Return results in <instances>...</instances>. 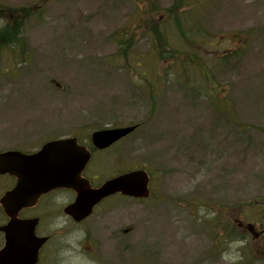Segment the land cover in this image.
I'll list each match as a JSON object with an SVG mask.
<instances>
[{"label":"rangeland","instance_id":"374dc122","mask_svg":"<svg viewBox=\"0 0 264 264\" xmlns=\"http://www.w3.org/2000/svg\"><path fill=\"white\" fill-rule=\"evenodd\" d=\"M173 4L48 0L23 31L30 58L0 74V152H33L69 137L86 146L93 131L142 123L109 152L95 153L86 172L98 184L144 169L150 196L110 198L81 225L61 211L45 219L60 238L51 258L61 264H264V0L183 2L216 42L255 30L237 68L214 72L226 114L163 72L169 62L158 61L159 45L150 53L142 31ZM135 25L142 31L123 59L117 38ZM146 81L158 90L150 117ZM11 186L0 177V197Z\"/></svg>","mask_w":264,"mask_h":264},{"label":"water","instance_id":"95a60500","mask_svg":"<svg viewBox=\"0 0 264 264\" xmlns=\"http://www.w3.org/2000/svg\"><path fill=\"white\" fill-rule=\"evenodd\" d=\"M137 126L106 128L91 133L96 150H104L131 134ZM91 154L78 144L76 138L49 141L30 154L10 150L0 152V176L16 179L15 186L0 198V206L7 217L0 226L4 243L0 249V264H35L45 238L34 234L36 219H19V212L31 207L42 195L58 188L72 189L75 200L64 209L74 222L91 215L103 199L117 193L143 199L149 194V178L142 169L128 171L106 180L97 188H90L82 173Z\"/></svg>","mask_w":264,"mask_h":264},{"label":"trees","instance_id":"16d2710c","mask_svg":"<svg viewBox=\"0 0 264 264\" xmlns=\"http://www.w3.org/2000/svg\"><path fill=\"white\" fill-rule=\"evenodd\" d=\"M47 1L39 0L34 5L29 2L17 7L0 3V74L17 69L22 62L30 58L31 52L23 37V31L32 26L38 18L41 19V12ZM183 2L184 0H174L173 6L165 11L166 16L161 23L156 20L149 25V28L144 27L143 31L141 25H135L136 27L130 33H125L122 39L117 38L119 52L125 59L129 50L126 48L130 44L128 40H132V36L141 30L151 42L150 53L156 55L158 45L162 49V53H157V57H160L159 62H169V66L163 70L166 75L199 97L207 99L218 109V112L229 113L226 93L214 82V72L219 69L237 68L255 30L239 32L233 34V37L216 42L213 37L205 34L200 27L192 23L197 15L193 10H187L188 7L183 5ZM135 4L136 7L141 6ZM140 20L141 18L138 17V21ZM142 89L148 92L147 97L151 104L150 117L156 108L157 84L146 81ZM134 125L140 128L142 123ZM80 143L82 144V141ZM86 146L94 151L90 142ZM123 171L125 170H121ZM0 214L5 218L1 209Z\"/></svg>","mask_w":264,"mask_h":264},{"label":"flooded vegetation","instance_id":"af4514ba","mask_svg":"<svg viewBox=\"0 0 264 264\" xmlns=\"http://www.w3.org/2000/svg\"><path fill=\"white\" fill-rule=\"evenodd\" d=\"M87 168H88V165L83 173L84 178L88 180L91 188L99 187L105 180L98 184H94L92 180L90 179V176L86 172ZM12 183L15 184L14 178L12 179ZM116 196H120V195L119 194L113 195L111 197H108L105 200H102L93 209V213L106 200L116 197ZM75 197H76V194L72 189H68V188L54 189L46 193L45 195H42L35 202V204L32 205L31 207L22 209L19 212L18 218L20 219H36L37 224L34 228V234L38 238H45V242L42 244V246L39 249L38 261L35 264H61V262H63V260H60V259L58 260L57 258H54V257L51 258L52 255L60 252L61 242H60V238L56 237L55 235L56 233L54 232V229L44 227V220L45 219H55L59 217L60 211H61L64 217L69 219L70 222L73 223L74 225L83 224L89 217L82 220L81 222H74L70 216L64 213L65 207L73 203V201L75 200ZM65 202L67 203L64 204L65 206H63L62 210H60L61 204ZM0 234L2 235V233ZM258 234H260V232H258ZM2 238H3V235H2ZM99 264H103V263L99 262Z\"/></svg>","mask_w":264,"mask_h":264}]
</instances>
